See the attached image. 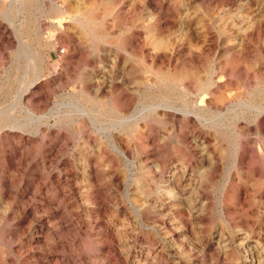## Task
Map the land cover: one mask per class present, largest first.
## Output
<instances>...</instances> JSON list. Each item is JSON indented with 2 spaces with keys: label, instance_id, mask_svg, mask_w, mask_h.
I'll return each mask as SVG.
<instances>
[{
  "label": "rangeland",
  "instance_id": "rangeland-1",
  "mask_svg": "<svg viewBox=\"0 0 264 264\" xmlns=\"http://www.w3.org/2000/svg\"><path fill=\"white\" fill-rule=\"evenodd\" d=\"M0 264H264V0H0Z\"/></svg>",
  "mask_w": 264,
  "mask_h": 264
},
{
  "label": "bare ground",
  "instance_id": "bare-ground-1",
  "mask_svg": "<svg viewBox=\"0 0 264 264\" xmlns=\"http://www.w3.org/2000/svg\"><path fill=\"white\" fill-rule=\"evenodd\" d=\"M31 83V82H30ZM2 124V123H1Z\"/></svg>",
  "mask_w": 264,
  "mask_h": 264
}]
</instances>
